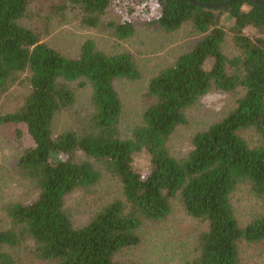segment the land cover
<instances>
[{
	"label": "trees",
	"instance_id": "obj_1",
	"mask_svg": "<svg viewBox=\"0 0 264 264\" xmlns=\"http://www.w3.org/2000/svg\"><path fill=\"white\" fill-rule=\"evenodd\" d=\"M33 1L0 0V94L24 84L20 77L25 73L30 86L20 107L0 116V127L26 128L32 146L19 166L39 191L31 204L8 206L13 228L0 224V264H20L10 250L23 241L32 243V253L44 264H140L117 257L141 244L144 221L168 218L175 198L189 216L208 224L193 264H240V242L264 241V212L242 227L231 203L240 183L264 194V7L246 0H195L225 4L219 8L155 0L160 14L152 25L174 32L192 23L202 38L151 79V104L141 125L125 138L116 82L140 79L132 54H108L86 40L77 57L63 55L40 32L21 24ZM116 2L129 17L107 25L117 39L127 40L136 29L131 14L144 8L145 0H67L59 7L78 10L82 24L96 29ZM229 33L239 51L232 58L223 51ZM240 87L245 95L236 106L193 136L186 159L174 158L167 143L178 127L188 124L187 110L214 89L233 92ZM79 88L90 93L87 114L57 132V117L73 110ZM246 132L257 140L248 141ZM137 154L145 156L142 171L135 168ZM96 164L120 182L123 199L76 227L67 198L99 184L102 174Z\"/></svg>",
	"mask_w": 264,
	"mask_h": 264
},
{
	"label": "rangeland",
	"instance_id": "obj_2",
	"mask_svg": "<svg viewBox=\"0 0 264 264\" xmlns=\"http://www.w3.org/2000/svg\"><path fill=\"white\" fill-rule=\"evenodd\" d=\"M67 0H34L28 16L21 21L25 27L37 30L43 41L68 57H77L86 40L95 41L99 50L108 54L129 52L141 73L136 81L120 80L116 88L123 102L121 131L128 137L132 130L141 125L144 111L151 104L147 96L148 85L162 70L172 66L178 58L190 52L202 38L192 23L184 24L179 30L168 32L151 22L160 14L155 0H145L144 8H136L131 14L135 34L127 40L117 39L108 27L111 21H124L128 10L117 2L103 16V25L89 28L82 24L78 10L60 9ZM224 53L232 58L239 55L233 36L229 33L223 44ZM27 73L21 75L24 84L14 85L9 92L0 94V116L12 113L20 107L30 92L25 82ZM78 88L77 83L73 85ZM245 95L243 88L233 92L214 89L186 112L188 124L178 127L167 143L170 154L177 160H184L192 150V138L221 120ZM90 93L86 89L77 91V103L72 111H64L57 117V132L73 127L89 109ZM19 129V130H17ZM252 143L257 137L252 132L244 133ZM32 146L26 128L13 125L0 127V224L3 229L13 228L7 208L11 204H31L38 195L35 183L26 178L20 168V158ZM144 155L135 156V168L143 170ZM96 167L102 177L93 189L84 193L78 191L67 198V210L76 227L85 225L92 214L117 199H123L120 182L102 166ZM90 195H86L89 194ZM237 219L245 227L264 212V194H257L248 182L240 183L231 196ZM208 224L187 214L179 198L171 201V213L164 221H144L140 228L141 244L124 250L117 257L120 262L140 264H193L197 258L199 238L206 232ZM32 243L23 241L10 250L20 264H44L32 253ZM240 264H264V241L260 243H239Z\"/></svg>",
	"mask_w": 264,
	"mask_h": 264
},
{
	"label": "water",
	"instance_id": "obj_3",
	"mask_svg": "<svg viewBox=\"0 0 264 264\" xmlns=\"http://www.w3.org/2000/svg\"><path fill=\"white\" fill-rule=\"evenodd\" d=\"M188 1L197 7L219 8V7L225 6V4H203V3H198L195 0H188ZM246 1H249L251 3H254V4H257V5L264 7V2H262L261 0H246Z\"/></svg>",
	"mask_w": 264,
	"mask_h": 264
}]
</instances>
